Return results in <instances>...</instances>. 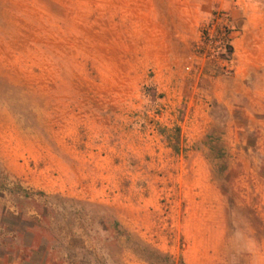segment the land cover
<instances>
[{
	"label": "rangeland",
	"instance_id": "374dc122",
	"mask_svg": "<svg viewBox=\"0 0 264 264\" xmlns=\"http://www.w3.org/2000/svg\"><path fill=\"white\" fill-rule=\"evenodd\" d=\"M128 2L0 0V252L38 264H183L180 192H200L193 202L204 209L218 206L217 192L229 230L219 241L201 211L210 215L195 251L256 264L264 101L255 73L238 86L210 63L185 71L190 53H162L172 13L161 0ZM131 8L135 22L150 18L146 51L122 25Z\"/></svg>",
	"mask_w": 264,
	"mask_h": 264
},
{
	"label": "crops",
	"instance_id": "0c3cea01",
	"mask_svg": "<svg viewBox=\"0 0 264 264\" xmlns=\"http://www.w3.org/2000/svg\"><path fill=\"white\" fill-rule=\"evenodd\" d=\"M102 1V0H101ZM128 1L124 0L128 5ZM133 1V0H131ZM162 5L167 8L166 17L167 26L164 27L162 39V53L166 55H178L190 53L192 55L193 47L199 39V25L203 22L214 9H223L228 13L231 24L236 28L234 33V60L233 72L231 74L234 84L243 86V82L249 79L251 73H255V86L258 88L254 91L256 101H264V2L257 0H161ZM115 0H111V7H114ZM101 7L102 3H101ZM131 7V6H130ZM127 13L122 15V25L128 34L133 33L134 40H143L142 49H148L145 44L150 42V35L147 31L150 29V18L148 15H142L143 21L135 22L133 15ZM114 13L112 12L111 20L113 22ZM138 24L136 27L135 24ZM240 24L242 27H239ZM139 29L138 35H134V30ZM146 30V32H145ZM141 35V36H140ZM182 200L185 201L184 215L180 221L181 235L186 241V250L183 254V264H192L196 260L197 251H195L196 236L195 231L202 229L200 226L202 219L206 217L201 211H211L208 220L212 225L211 229L218 232V240L223 241L225 232H228L230 226V214L226 208L219 205L221 197L219 193L211 194L216 199L218 206L209 209L198 208L193 202L192 195H200V192L183 191ZM203 217V218H202ZM202 218V219H201ZM206 221V220H204ZM227 239V238H226ZM228 241L230 239H227ZM199 252V251H198ZM213 252L209 256L207 253H198L197 261L211 262L219 264L220 254ZM205 258V260H204ZM203 259V260H202ZM256 264H264V255L256 256ZM0 264H38L33 257L23 258L21 256L10 257L4 250L0 252ZM39 264H67L64 260L49 259L47 256L40 258Z\"/></svg>",
	"mask_w": 264,
	"mask_h": 264
},
{
	"label": "built area",
	"instance_id": "2783aa9c",
	"mask_svg": "<svg viewBox=\"0 0 264 264\" xmlns=\"http://www.w3.org/2000/svg\"><path fill=\"white\" fill-rule=\"evenodd\" d=\"M228 13L223 9L215 10L207 22L199 29V39L193 47L190 64L185 71L200 73L205 63L216 65L224 76L233 72L234 33Z\"/></svg>",
	"mask_w": 264,
	"mask_h": 264
}]
</instances>
